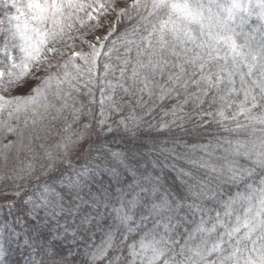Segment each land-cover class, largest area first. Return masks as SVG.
I'll return each mask as SVG.
<instances>
[{
  "label": "snow or ice",
  "instance_id": "1",
  "mask_svg": "<svg viewBox=\"0 0 264 264\" xmlns=\"http://www.w3.org/2000/svg\"><path fill=\"white\" fill-rule=\"evenodd\" d=\"M0 264H264V0H0Z\"/></svg>",
  "mask_w": 264,
  "mask_h": 264
}]
</instances>
